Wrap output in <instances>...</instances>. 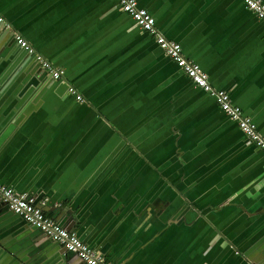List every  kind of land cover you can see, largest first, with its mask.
<instances>
[{
  "label": "crops",
  "instance_id": "crops-1",
  "mask_svg": "<svg viewBox=\"0 0 264 264\" xmlns=\"http://www.w3.org/2000/svg\"><path fill=\"white\" fill-rule=\"evenodd\" d=\"M136 1L264 136V23L241 0ZM0 15L1 183L110 263L264 264V152L116 0H0ZM17 218L0 202V264H62Z\"/></svg>",
  "mask_w": 264,
  "mask_h": 264
},
{
  "label": "built area",
  "instance_id": "built-area-1",
  "mask_svg": "<svg viewBox=\"0 0 264 264\" xmlns=\"http://www.w3.org/2000/svg\"><path fill=\"white\" fill-rule=\"evenodd\" d=\"M122 9L129 14L136 26L142 31L155 38L159 47L167 56L183 71V73L199 88L213 96L220 108L239 126L241 131L264 152V136H262L254 123L243 109L236 106L229 93L216 90L212 87L209 75L203 68L189 60L180 44L168 40L157 28L155 18L146 10L139 7L136 0H116ZM249 11L254 13L264 23V1L263 0H241ZM0 24L7 31H12L10 25L0 15ZM15 42L25 51L37 57L40 68L47 72L55 81H62L64 73L42 56L17 33H13ZM69 94L74 96L78 102H84V97L73 86L69 87ZM0 202L6 204L9 210L20 216L31 227L40 230L48 239L57 243L67 253L76 255L85 264H114L106 257L89 247L76 233L71 232L53 218L49 217L37 200L28 194H20L0 182Z\"/></svg>",
  "mask_w": 264,
  "mask_h": 264
},
{
  "label": "water",
  "instance_id": "water-1",
  "mask_svg": "<svg viewBox=\"0 0 264 264\" xmlns=\"http://www.w3.org/2000/svg\"><path fill=\"white\" fill-rule=\"evenodd\" d=\"M2 27V25L0 24V32H3L5 29H4V27L3 28H1ZM9 33V32H8ZM16 45L19 47V48H21L17 43H16ZM22 49V48H21ZM22 51L24 52V53H28L27 51H25L24 49H22ZM32 57H34V60L35 61H37V57L34 55V56H32ZM45 74L48 76L49 74L47 73V72H45ZM49 77H50V75H49ZM21 78V77H20ZM18 80V79H17ZM16 80V81H17ZM15 81V82H16ZM20 81H21V79H20ZM20 81H18V82H20ZM30 86L31 85H28V87L26 88V90L28 89V88H30ZM23 95H24V93L22 94V95H20V97H23ZM3 204V203H2ZM8 209H9V207L6 205V204H4ZM12 212V211H11ZM14 215H16L14 212H12ZM18 218V220H19V222L20 223H22V224H27V226H29V227H31V225H29L27 222H25L24 221V219H22L20 216H18V215H16ZM42 236L43 237H45V239H48L43 233H42ZM1 245H3L4 246V244L2 243ZM64 257H62V259H61V261H62V264H77V262H73L72 261V257H77L76 255H74V254H71V253H67L65 250H64ZM66 253V254H65ZM72 255H74V256H72ZM78 258V257H77ZM79 259V258H78ZM80 260V259H79ZM76 261V260H75ZM85 264V263H84Z\"/></svg>",
  "mask_w": 264,
  "mask_h": 264
}]
</instances>
